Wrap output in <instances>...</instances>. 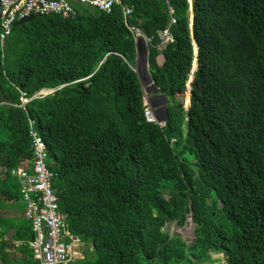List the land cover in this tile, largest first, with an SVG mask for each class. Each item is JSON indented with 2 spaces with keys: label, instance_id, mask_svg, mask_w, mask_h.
Returning a JSON list of instances; mask_svg holds the SVG:
<instances>
[{
  "label": "trees",
  "instance_id": "1",
  "mask_svg": "<svg viewBox=\"0 0 264 264\" xmlns=\"http://www.w3.org/2000/svg\"><path fill=\"white\" fill-rule=\"evenodd\" d=\"M118 1L109 12L37 14L0 41V257L35 264L11 174L32 158V121L66 227L83 244L69 264H201L211 253L264 264V0ZM126 24L150 38L162 125L144 116ZM44 88L54 91L35 96ZM188 214L190 245L163 229Z\"/></svg>",
  "mask_w": 264,
  "mask_h": 264
},
{
  "label": "built area",
  "instance_id": "2",
  "mask_svg": "<svg viewBox=\"0 0 264 264\" xmlns=\"http://www.w3.org/2000/svg\"><path fill=\"white\" fill-rule=\"evenodd\" d=\"M118 0H0V41H3L11 32L16 20L30 14H59L63 17L75 13L78 5L89 6L109 12ZM123 16L132 12L131 7H122ZM127 25V24H126ZM128 26V25H127ZM132 32L136 45L140 40L150 43L139 28L128 26ZM163 43L170 40L167 30L162 31ZM54 89H41L35 96H45ZM22 104L28 101L21 97ZM145 104V103H144ZM144 116L149 122L157 120L151 108L145 104ZM29 121V134L32 139L33 155L27 167L12 169L11 174L19 181L21 200L25 204V218L31 222L34 238L27 245L35 261L39 264H69L79 258L76 248L80 245L77 236L72 235L66 227L65 217L59 210L58 197L52 189V180L55 176L48 164L47 146Z\"/></svg>",
  "mask_w": 264,
  "mask_h": 264
},
{
  "label": "rangeland",
  "instance_id": "3",
  "mask_svg": "<svg viewBox=\"0 0 264 264\" xmlns=\"http://www.w3.org/2000/svg\"><path fill=\"white\" fill-rule=\"evenodd\" d=\"M139 50L137 52V56L134 63V70L136 71L138 78L141 83L142 91H143V101L148 105L149 108L152 109L155 117L163 118L165 111L164 107L167 104V99L165 100L161 93L153 88L152 82L148 81V67H147V44L143 42V45H138ZM196 66V65H195ZM148 75V76H147ZM191 80V76L187 81V86L189 81ZM188 96V99H187ZM184 107L187 108L189 105V89L186 88L185 92L182 95ZM187 100V102H186ZM164 231L167 232L170 236L179 235L182 239L186 241L188 245H190L194 240V230L195 223L191 220L190 214H188L185 222L182 225H179L175 221L168 222L164 226ZM78 256L81 258L83 255V247H79L77 249ZM20 251H16L15 255L19 257L21 254ZM212 261H206L201 264H225V258L222 253H211Z\"/></svg>",
  "mask_w": 264,
  "mask_h": 264
},
{
  "label": "water",
  "instance_id": "4",
  "mask_svg": "<svg viewBox=\"0 0 264 264\" xmlns=\"http://www.w3.org/2000/svg\"><path fill=\"white\" fill-rule=\"evenodd\" d=\"M189 2H191V0H189ZM36 15L35 14H30V15H28V16H24V17H22V18H20V19H18V20H16L15 22H14V24H13V26H15V25H18V24H22V23H25V22H28V21H30V20H32L34 17H35ZM190 19H191V21H192V15L190 16ZM160 34V38L161 39H164V35H163V33L162 32H160L159 33ZM194 55L196 56L197 55V48L195 47V50H194ZM157 62H158V64L159 65H162L163 64V62H164V56L162 55V54H159L158 55V57H157ZM193 63H195V64H197V59L195 58V60L193 61ZM195 68H196V66H195ZM195 68L192 66V69H191V71H190V76H191V80H192V78H193V71L195 70ZM148 76V75H147ZM191 80L189 81V84H188V89H189V94H190V82H191ZM148 81L150 82H152V80L150 79V76H148ZM152 84H153V82H152ZM153 88L155 89V90H157V88H156V86L153 84ZM161 96L165 99V96L163 95V94H161ZM166 100V99H165ZM164 111H165V114H164V117L163 118H157V120H165L166 118H167V111H166V107H164ZM0 264H4V262H3V260H2V258L0 257ZM35 264H39V262L38 261H35Z\"/></svg>",
  "mask_w": 264,
  "mask_h": 264
},
{
  "label": "crops",
  "instance_id": "5",
  "mask_svg": "<svg viewBox=\"0 0 264 264\" xmlns=\"http://www.w3.org/2000/svg\"><path fill=\"white\" fill-rule=\"evenodd\" d=\"M139 45L141 46V45H143V41L142 40H140V43H139ZM138 46V45H137ZM137 48V52H138V50H139V47H136ZM137 56V55H136ZM45 89V88H44ZM80 247L82 246L83 247V244H82V242L80 241V245H79ZM78 248H76V250H77ZM80 258V257H79Z\"/></svg>",
  "mask_w": 264,
  "mask_h": 264
},
{
  "label": "bare ground",
  "instance_id": "6",
  "mask_svg": "<svg viewBox=\"0 0 264 264\" xmlns=\"http://www.w3.org/2000/svg\"><path fill=\"white\" fill-rule=\"evenodd\" d=\"M196 65V64H195ZM24 212H25V209H24ZM25 217V216H24ZM27 219V218H26ZM29 220V219H28ZM30 221V220H29ZM80 246H78L77 248H79Z\"/></svg>",
  "mask_w": 264,
  "mask_h": 264
},
{
  "label": "clouds",
  "instance_id": "7",
  "mask_svg": "<svg viewBox=\"0 0 264 264\" xmlns=\"http://www.w3.org/2000/svg\"><path fill=\"white\" fill-rule=\"evenodd\" d=\"M193 66V65H192ZM192 69V68H191ZM186 88H187V84H186ZM160 121V120H159ZM161 121H164V120H161Z\"/></svg>",
  "mask_w": 264,
  "mask_h": 264
}]
</instances>
